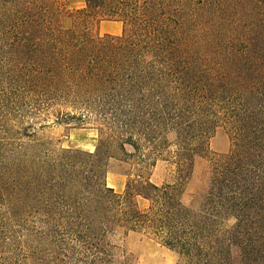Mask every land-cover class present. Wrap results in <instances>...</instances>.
I'll return each mask as SVG.
<instances>
[{"label":"trees","instance_id":"trees-1","mask_svg":"<svg viewBox=\"0 0 264 264\" xmlns=\"http://www.w3.org/2000/svg\"><path fill=\"white\" fill-rule=\"evenodd\" d=\"M99 21L122 23V35L95 37ZM0 43V83L30 106L109 124L81 179L47 170L38 149L0 151V207L18 211L10 221L25 224L29 204L78 211L39 219L60 247L81 250L68 264H110L106 239L117 230L156 241L178 264H234L233 247L245 252L250 233L264 235V0H84L78 10L0 0ZM221 127L232 149L217 156L210 131ZM197 157L209 160L211 178L187 206ZM112 160L130 166L122 193L105 182ZM158 162L175 169L173 181H151Z\"/></svg>","mask_w":264,"mask_h":264},{"label":"rangeland","instance_id":"rangeland-1","mask_svg":"<svg viewBox=\"0 0 264 264\" xmlns=\"http://www.w3.org/2000/svg\"><path fill=\"white\" fill-rule=\"evenodd\" d=\"M64 1L70 10L84 7V0ZM73 21L70 17H66L64 26L70 28ZM123 29L122 23L113 21L95 22L92 27L95 37L121 36ZM4 46L6 44L0 43V47ZM199 50L205 51V47L201 46ZM207 52L208 50L205 51L206 55H208ZM244 92L248 97L256 93L254 90ZM33 107L35 106H30L20 92V88L11 86L7 82L0 83V151L6 152L19 145L23 147V150L29 149L36 152L38 149L41 161L49 165L47 170L58 176L74 175L79 179L83 178L84 172L91 168L90 154H94L99 145L102 138L101 130L109 124L104 125L96 121L82 123L60 121L56 117L55 109L43 110ZM210 133L213 135L210 140L212 152L217 156L230 153L232 142L227 127L218 128L215 132L213 128ZM168 140L171 143L175 142L176 135L170 133ZM129 170L130 166L126 164L110 161L105 180L107 187L122 193L126 187ZM174 170L166 163L158 162L151 181L156 185L173 181ZM210 178L211 163L207 159L197 157L193 174L185 186L183 195L185 205L190 206L193 202L200 201L202 194L209 186ZM73 191L76 189L66 190L65 201L70 204L74 202L73 197H70ZM50 198L59 200L56 196ZM140 204L145 205L142 201ZM29 205L27 212L30 216H23L25 224L8 219L12 215L17 216L18 211L14 206L4 201L0 207V217L5 219L3 227H0V264H68L69 261H66L65 256L73 257L78 252L81 253L80 249L77 251L70 249V245L60 247L57 243L61 237L60 234H57L54 228L46 227L42 221H39L48 216L78 211L52 207L44 209L40 205ZM32 217H36V220L31 219ZM234 224L235 221L232 220L230 226ZM63 236L68 243L70 235ZM250 238L255 241L254 247H251L252 243L249 241L245 252L237 247L232 248L234 264H264V235L256 231L250 233ZM106 240L111 246L108 248L112 255L110 264H178L179 261V256L175 252L141 234L117 230L108 235Z\"/></svg>","mask_w":264,"mask_h":264}]
</instances>
